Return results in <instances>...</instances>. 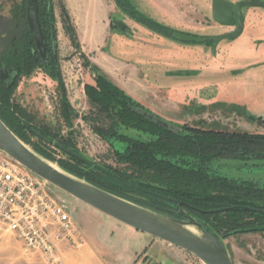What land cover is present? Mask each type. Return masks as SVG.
Masks as SVG:
<instances>
[{"label":"rangeland","instance_id":"374dc122","mask_svg":"<svg viewBox=\"0 0 264 264\" xmlns=\"http://www.w3.org/2000/svg\"><path fill=\"white\" fill-rule=\"evenodd\" d=\"M20 1L1 0L0 33L5 30L4 19L10 17L12 6ZM132 1L146 15L187 37L181 36L182 39L177 40L166 37L170 44L174 42L175 52L170 51L168 57L173 60L175 70L173 78H170L172 81L169 80L165 89L158 95L156 91L152 93V89L141 81L139 72L133 66H127L126 72L122 66L106 62L105 70L124 84L132 96L123 90L174 130L188 124L229 131L264 133V124L248 119L249 115H254L264 120V23L258 22L255 25L257 27L255 32L249 30L250 24L243 37L222 41L214 54L213 42L209 41V38L232 32L234 29L221 26L214 21L213 6L218 0ZM229 1L234 3L239 0ZM53 5L62 78L69 100L79 114L74 127L79 151L90 160L124 168V165L118 164L110 144L95 132L91 121L84 119L91 109L86 95V84L92 83L95 78L94 70L85 66V59L91 66L98 68L92 59L98 60L105 56L107 47L109 49L114 47L117 54L118 39L124 36L133 39L136 35L140 41L148 39L149 33L145 31L143 34H136L138 32L136 27L140 28L142 25L123 15L117 9L114 0H54ZM63 7L76 30L79 50L73 45L66 31ZM253 9H246L244 13L247 14L250 10L252 12ZM256 9L260 14H264V8ZM119 23L125 24L127 31L125 28H114ZM189 37L195 40H190ZM156 38L154 35V39ZM95 40H100L104 44L101 50L89 48V44ZM141 53L143 57L151 56L154 59L165 60L166 52L147 49ZM10 77L8 72V79ZM15 102L34 114L41 123L50 126L59 124L56 109L57 82L40 69L34 70L22 79L15 93ZM48 161L60 167L58 163ZM213 168L224 176L264 184V161L242 163L223 160L214 163ZM58 191L67 202L87 241L88 226L93 225L97 237L110 238L112 246L115 244L118 248L112 250L113 256L94 248L96 255L92 258L88 256V259L78 258L76 255L68 257L69 252H64L62 261L57 264H117L116 256L122 254L127 255L126 259L120 261L122 264H204L194 255L148 236L146 238H149L150 244H158V247H155L158 251L152 253L151 262L142 260L148 247L131 260L130 256L133 253L123 250V246L130 241L134 242L135 239L128 235L120 238L111 236L113 225L117 224L120 227L122 225L61 190ZM194 229L201 234L200 230ZM224 243L234 264H264V232L234 235L224 239ZM162 248L169 250V254L164 253ZM0 264L47 263L40 257L26 252L22 243L13 234L0 227Z\"/></svg>","mask_w":264,"mask_h":264},{"label":"trees","instance_id":"16d2710c","mask_svg":"<svg viewBox=\"0 0 264 264\" xmlns=\"http://www.w3.org/2000/svg\"><path fill=\"white\" fill-rule=\"evenodd\" d=\"M53 2L39 0L46 61L28 28L27 0L14 4L10 17L4 19L0 70L6 68L11 77L7 81L0 77V117L11 130L36 153L67 172L143 208L183 222L196 220L202 229L223 239L264 232V184L224 176L213 168L223 160L264 161V133L188 124L174 130L86 59L85 66L94 70L95 78L86 84L91 109L84 119L91 121L95 132L110 144L124 168L98 163L81 154L74 130L79 114L62 78ZM114 2L123 15L150 31L178 39L177 30L146 15L132 0ZM63 11L66 31L79 50L76 30L64 7ZM36 69L57 82L56 126L41 123L15 102L20 82ZM248 119L264 124L262 117L249 115Z\"/></svg>","mask_w":264,"mask_h":264},{"label":"water","instance_id":"95a60500","mask_svg":"<svg viewBox=\"0 0 264 264\" xmlns=\"http://www.w3.org/2000/svg\"><path fill=\"white\" fill-rule=\"evenodd\" d=\"M245 8H264V2L261 0H242L234 4L229 0H218L214 3V21L224 27L237 26L236 30L232 32L209 38V41L213 42L214 54L222 41L237 39L243 35L245 30L243 10ZM26 11L28 28L30 32L34 33L37 50L42 59L47 60L48 51L39 17V0H27ZM118 26L119 28H125L122 23H119ZM176 36L177 38L187 37L183 34H177ZM189 39L195 40L191 37ZM0 77L3 81L8 80V70L6 68L1 69ZM0 151L62 192L138 232L194 255L204 264H234L226 249L224 239L202 229L198 222L193 219L186 222L179 221L143 208L94 186L60 167H54L53 163L23 142L1 117ZM191 227L200 230L201 234L190 231L189 228Z\"/></svg>","mask_w":264,"mask_h":264},{"label":"built area","instance_id":"2783aa9c","mask_svg":"<svg viewBox=\"0 0 264 264\" xmlns=\"http://www.w3.org/2000/svg\"><path fill=\"white\" fill-rule=\"evenodd\" d=\"M52 186L0 151V227L47 264L61 262L64 252L88 242L59 189Z\"/></svg>","mask_w":264,"mask_h":264},{"label":"crops","instance_id":"0c3cea01","mask_svg":"<svg viewBox=\"0 0 264 264\" xmlns=\"http://www.w3.org/2000/svg\"><path fill=\"white\" fill-rule=\"evenodd\" d=\"M258 11L259 10L254 8L252 12L250 10L247 12V14H245L244 34L248 31L249 29L248 26H250V24L251 26L249 30L252 32H255V29L257 28L255 27V25L258 22L264 23V19H262L264 18V14H260V12ZM139 27L140 28L136 27V31H138L136 34L140 35L146 31L147 33H149L148 35L150 36L148 39H144V40L141 39L139 41L136 35L134 36L133 39H127V37L124 36L122 37V39H118L117 41L118 49H119V52L117 54L114 51V47L112 49H109L107 47L105 56L100 57V59L98 60L95 58L94 59L91 58V59L93 63L100 70L104 71V73H106V75H108L109 78L116 85L124 89L131 96L132 94L129 91H127L126 86H124V84H122L119 80L114 78L110 74V72H107L105 70L104 64H106V62L110 64H118L119 66H122V68L126 72H127V66H133L135 70L139 72L141 81L145 85L150 87V89H152L151 90L152 93L156 91V94L158 95L161 90L165 89V85L167 84V82H169V80L172 81V79L170 78H173L175 66L173 64V60L169 59L168 55L170 54V51H172L173 53L175 52L174 42H171L172 44H170L169 40H167L166 37L154 34L153 32L146 30L142 26H139ZM154 35L157 37L156 39H154ZM102 47H104V44H102V41L100 40H95L93 43L89 44V48L91 50H95V49L101 50ZM147 49H150V51H153L154 49H158L159 51L162 50L163 52L165 51L166 52L165 60L164 59H154L151 56L143 57L141 51L147 50ZM109 219H112V218H109ZM112 221L122 226L120 227L117 224L113 225L111 236L120 238L122 236L124 237V235L125 236L128 235L131 238L135 239L134 242L130 241L129 243H126L125 246H123V250H128L133 253L132 255L133 257L130 256V259L131 260L135 259L139 253H141L143 250H145V248L148 247L145 251V254L143 255L142 260L146 259L147 263L151 262V259H152L151 256H153L152 253H156L158 251V250L157 251L155 250V247H158L157 246L158 244H150L149 238H146V236L148 237H151V236L138 232L114 219H112ZM87 236H88V243L84 246V248L77 252H71V253L69 252V254H67L68 257L76 255L78 258H87L88 256L92 258V256L96 255L94 252L95 250L94 248H97L99 252L103 251L106 254L112 255L113 253L112 250H116L118 248V246L115 244H113L112 246V242L110 238L107 239V237H104V239H101L97 237L95 234L93 225L88 226ZM162 250L164 251V253L169 254V250L164 249V248H162ZM126 256L127 255H124V254L116 256L117 264H122V262L120 263V261H123L124 259H126Z\"/></svg>","mask_w":264,"mask_h":264},{"label":"flooded vegetation","instance_id":"af4514ba","mask_svg":"<svg viewBox=\"0 0 264 264\" xmlns=\"http://www.w3.org/2000/svg\"><path fill=\"white\" fill-rule=\"evenodd\" d=\"M240 1H242V0H239V1H237V2H234V4H237V3L240 2ZM135 5H136V4H135ZM136 6H137V5H136ZM138 9H139V8H138ZM246 9H249V8H245V9L243 10V16H244V17H245V13H244V11H245ZM139 10H141V9H139ZM122 24H123V23H122ZM123 25H124V27H125L124 30L127 31V29H128L127 26H126L125 24H123ZM117 27L119 28L118 25H117ZM232 28H234V29H233V31H234V30H236L237 26L232 27ZM119 29H121V28H119ZM163 37H164V36H163ZM44 61H46V60H44ZM179 206H181V205H179ZM180 208H181V207H180ZM180 208H179V209H180Z\"/></svg>","mask_w":264,"mask_h":264},{"label":"bare ground","instance_id":"6f19581e","mask_svg":"<svg viewBox=\"0 0 264 264\" xmlns=\"http://www.w3.org/2000/svg\"><path fill=\"white\" fill-rule=\"evenodd\" d=\"M53 165H54V167H56V168L58 167V166H56L55 164H53ZM189 230L192 231V232L195 233V234H198L197 231H196L193 227L189 228Z\"/></svg>","mask_w":264,"mask_h":264}]
</instances>
